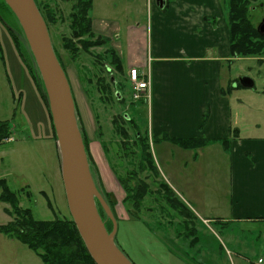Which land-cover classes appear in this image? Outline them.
Wrapping results in <instances>:
<instances>
[{
  "label": "rangeland",
  "instance_id": "374dc122",
  "mask_svg": "<svg viewBox=\"0 0 264 264\" xmlns=\"http://www.w3.org/2000/svg\"><path fill=\"white\" fill-rule=\"evenodd\" d=\"M38 1L42 7L47 5V10L54 17L53 21H47L48 33L71 88L78 126L87 144L88 160L97 189L102 198L111 204L113 214L130 219L116 221L115 236V244L128 260L132 264H166V247L182 259L179 261L174 256L168 257L169 264H257L258 259L264 260V223H230L221 226L214 223L210 216L194 218L184 211L183 216H187L182 217L176 208L171 207L170 200L181 199L161 177L158 162L154 161L157 171L152 170L147 159L149 154L142 152L141 142L137 141V133L145 139L148 123L146 109L141 101L132 99L130 83L123 74L110 69L114 83L109 85V74L105 70L109 59L107 46L91 47L87 53H83L78 44L73 43L76 52L73 50L72 53L74 46L70 51L65 50L64 42L72 36L68 18L73 2ZM136 1L140 4L141 0ZM110 4L116 5L115 15L118 21H122V29L125 28L127 21L124 12L130 9L125 7L127 0H111ZM109 14L110 11L104 8V0H93V7L88 13L91 19L114 16ZM248 19L254 27L264 20V0L251 4ZM17 24L15 17L0 2V44L3 56L0 62V122H7L9 126L8 136L0 142V179H3L9 191L16 194L17 207L29 209L34 220H70L60 153L37 86L39 74ZM8 28L12 32L16 31L20 45L17 48ZM118 34L123 43V33ZM229 74L235 83L242 77L254 82V88H237L231 94L233 112L239 117L241 130L245 125L255 130V133H250L254 130H242V136L262 134L264 56L240 58L230 64ZM116 92L121 96L120 100L115 98ZM133 118L139 128L133 127ZM254 124L263 126L257 131ZM122 130H125L126 136ZM149 152L151 156L154 155L151 146ZM98 162L109 174L108 177L104 176L103 182L98 174ZM120 182H124L129 189L140 184L147 186L139 210H134L132 201L125 200L126 193ZM164 187L170 192L166 193ZM7 210L13 212L10 204L0 201V264H43L16 237L1 232V227L14 223L17 218L7 213ZM203 220L208 221L203 223ZM224 220L227 222L229 219ZM196 236L199 241L195 240ZM231 236L235 243L229 241ZM197 241L199 246H203L201 253H198V248L189 250L187 247L196 245ZM237 253L242 257L236 256Z\"/></svg>",
  "mask_w": 264,
  "mask_h": 264
},
{
  "label": "crops",
  "instance_id": "0c3cea01",
  "mask_svg": "<svg viewBox=\"0 0 264 264\" xmlns=\"http://www.w3.org/2000/svg\"><path fill=\"white\" fill-rule=\"evenodd\" d=\"M127 2L125 28L115 15L116 5L104 0V8L114 16L92 18V32L107 41L125 79L129 69H136L148 81V98L140 101L148 120L144 138L154 151L152 156L148 152L152 170L157 171L154 161L158 162L167 186L197 218L210 216L221 226L264 223V132L242 136V130L254 129L245 125L241 130L233 112L231 94L237 88L229 74L230 64L240 58L230 52L223 0ZM118 33H123V43ZM253 126L258 131L263 125ZM168 139L213 142L192 150ZM224 139L229 142L227 148ZM98 174L102 182L109 175L99 162ZM114 215L117 221L130 220ZM198 241L187 245L188 249L198 248L201 253ZM229 241L235 243L234 237ZM165 253L182 260L167 247Z\"/></svg>",
  "mask_w": 264,
  "mask_h": 264
},
{
  "label": "trees",
  "instance_id": "16d2710c",
  "mask_svg": "<svg viewBox=\"0 0 264 264\" xmlns=\"http://www.w3.org/2000/svg\"><path fill=\"white\" fill-rule=\"evenodd\" d=\"M66 1H72L73 4L68 18L69 27L72 36L71 39H67V41L64 42L65 50L70 51V49L74 46V48L72 49V53L73 50L74 52H76L77 48L73 43H77L78 46L80 47V50L83 53H87L88 49L91 47L107 46V41L105 39L100 37H95L92 32L91 18L88 16V13L92 8V0H75V1L66 0ZM257 1L258 0H224L225 4L227 5V22L229 29L230 52L231 55L235 58L264 56V36L259 35V33L256 30V27H254L250 22V20L248 19L249 7L251 6L252 3H255ZM0 2L13 16V14L5 5V3L2 0H0ZM34 2L47 26V21L49 19L53 21L54 19L53 14L51 15L49 13V10H47L48 8L47 5H44L45 6L44 9V6L42 7L41 3H39L38 0H34ZM48 14L49 16L47 17ZM17 26L20 32L19 34L23 35L19 24H17ZM8 31L9 33L11 32L13 34L12 39L14 41L15 48H17L19 42L16 36V31H13L14 32L13 33L9 28ZM106 52H107V56H109V59L107 60L108 65H105L106 66L105 70L107 71V73H111L114 70L118 74H121L122 66L120 60L115 55L114 51L107 48ZM55 55L64 71V68L56 52ZM1 61H3V56H2V49L0 44V62ZM108 69L109 70L112 69V71L108 72ZM37 79H38L37 86L40 89L41 96L43 98L45 107L47 109L48 116L51 120L42 82L39 79V76ZM108 82L110 85L111 83L110 77L108 78ZM236 88H240V87L237 86ZM129 122L131 123V120ZM51 125H52V120H51ZM132 125L135 128V124L132 123ZM8 127L9 126L7 122H0V142L6 139V137L8 136V132H7ZM52 129H53V125H52ZM122 131H123V135L126 136L125 130ZM81 136L88 158L87 144L83 138L82 133ZM168 140H170L172 144L178 145L181 148L192 149V150L206 147L213 142L206 139H190V140H181V141L174 139H168ZM137 141L141 142L142 152L149 154L148 153L149 146L147 144V141L145 139L143 140L140 135L138 136ZM222 143L226 148L229 145L228 140L225 139L222 141ZM143 156L144 155H142L141 159L143 158ZM148 156L147 159L149 163L152 164V159L150 154ZM89 167L92 177L94 179L90 164ZM120 184L122 185L126 193L125 200L132 201L134 210L136 211L139 210L141 207V202L146 195L147 186L140 184L134 189H129L127 186L124 185L125 184L124 182L123 183L120 182ZM0 186L2 188L0 201L10 204V208L13 209L12 210L13 212L7 210V213L11 215H15V217L17 216L16 221L14 223H9L1 227L2 233L9 235L11 237H16L28 249L33 251L40 258L43 264H95L92 258L90 257V255L88 254L72 219L70 220L55 219L54 221L34 220L29 209L23 210L17 207L18 198L14 192H11L7 189L6 185L3 182V179H0ZM165 189H166L165 191L166 193L167 191L168 193L170 192L167 187H164V190ZM104 201L110 207V209H112V206L109 203V201L107 202L106 199H104ZM169 204L173 209L176 208V210L182 215V217L187 216V215L183 216V212L186 211L189 214L188 215L189 217L195 218V216L188 209V207L178 199L177 200L175 199V201L170 200ZM96 205L107 231L110 232L112 229L111 222L107 219L101 206L98 203H96ZM195 240H198L197 236Z\"/></svg>",
  "mask_w": 264,
  "mask_h": 264
},
{
  "label": "water",
  "instance_id": "95a60500",
  "mask_svg": "<svg viewBox=\"0 0 264 264\" xmlns=\"http://www.w3.org/2000/svg\"><path fill=\"white\" fill-rule=\"evenodd\" d=\"M2 1L21 28L42 82L60 153L67 204L79 236L95 264H132L115 244L116 220L92 177L71 88L53 50L46 23L34 0ZM257 32L264 36V20L257 27ZM239 85L252 89L254 82L242 77ZM116 97L121 98L118 93ZM96 203L112 224L110 232L101 219Z\"/></svg>",
  "mask_w": 264,
  "mask_h": 264
},
{
  "label": "built area",
  "instance_id": "2783aa9c",
  "mask_svg": "<svg viewBox=\"0 0 264 264\" xmlns=\"http://www.w3.org/2000/svg\"><path fill=\"white\" fill-rule=\"evenodd\" d=\"M129 81L131 83V96L134 101L147 97L148 82L140 78L135 69L129 70ZM257 264H264V260L259 259Z\"/></svg>",
  "mask_w": 264,
  "mask_h": 264
},
{
  "label": "flooded vegetation",
  "instance_id": "af4514ba",
  "mask_svg": "<svg viewBox=\"0 0 264 264\" xmlns=\"http://www.w3.org/2000/svg\"><path fill=\"white\" fill-rule=\"evenodd\" d=\"M262 21H263V20H262ZM258 26H259V25H258ZM258 26H257V27H258ZM257 27H256V30H257ZM259 35H260V34H259ZM234 58H235V57H234Z\"/></svg>",
  "mask_w": 264,
  "mask_h": 264
},
{
  "label": "bare ground",
  "instance_id": "6f19581e",
  "mask_svg": "<svg viewBox=\"0 0 264 264\" xmlns=\"http://www.w3.org/2000/svg\"><path fill=\"white\" fill-rule=\"evenodd\" d=\"M5 19H7V18H5ZM2 23V22H1Z\"/></svg>",
  "mask_w": 264,
  "mask_h": 264
}]
</instances>
